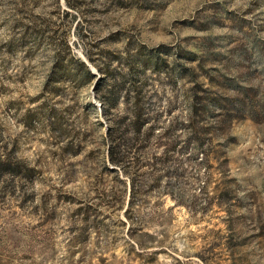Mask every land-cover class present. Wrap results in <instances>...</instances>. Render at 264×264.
I'll list each match as a JSON object with an SVG mask.
<instances>
[{"label":"rangeland","instance_id":"obj_1","mask_svg":"<svg viewBox=\"0 0 264 264\" xmlns=\"http://www.w3.org/2000/svg\"><path fill=\"white\" fill-rule=\"evenodd\" d=\"M0 264H264V0H0Z\"/></svg>","mask_w":264,"mask_h":264},{"label":"trees","instance_id":"obj_2","mask_svg":"<svg viewBox=\"0 0 264 264\" xmlns=\"http://www.w3.org/2000/svg\"><path fill=\"white\" fill-rule=\"evenodd\" d=\"M131 125L133 127L137 128L138 124H137L136 117L131 121ZM113 147H114L113 145H109V150H108V158H109V160L111 162H115L116 161V159H114L113 156H112V153H114V151H115ZM112 148H113V150H112Z\"/></svg>","mask_w":264,"mask_h":264}]
</instances>
